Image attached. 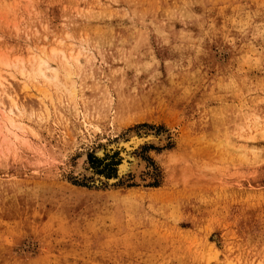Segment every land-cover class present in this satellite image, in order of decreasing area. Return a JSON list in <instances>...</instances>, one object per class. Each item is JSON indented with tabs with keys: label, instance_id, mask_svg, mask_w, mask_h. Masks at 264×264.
Returning a JSON list of instances; mask_svg holds the SVG:
<instances>
[{
	"label": "rangeland",
	"instance_id": "1",
	"mask_svg": "<svg viewBox=\"0 0 264 264\" xmlns=\"http://www.w3.org/2000/svg\"><path fill=\"white\" fill-rule=\"evenodd\" d=\"M0 58V264H264V0H0Z\"/></svg>",
	"mask_w": 264,
	"mask_h": 264
},
{
	"label": "bare ground",
	"instance_id": "2",
	"mask_svg": "<svg viewBox=\"0 0 264 264\" xmlns=\"http://www.w3.org/2000/svg\"><path fill=\"white\" fill-rule=\"evenodd\" d=\"M42 50H43V48H42ZM42 50L40 51V53L38 52L39 54H36V57H34V58L31 57L30 60L25 59L26 62L19 59V61L21 63V64L19 63L20 64L19 70H20L21 75L24 74L25 76L31 77V79L49 77V79H52L53 82L56 84L57 79H58V68H63V70H65L66 74H69V73H71V70L75 64L73 61L78 62V55L79 54L78 55L75 54L76 56L73 57L71 54H66L56 47L51 48L50 53L49 52L46 53ZM49 55L52 57H58V56L62 57L61 59L58 58L60 60V62L57 58H54L57 61V65L54 68L51 66V61H50L51 59L49 58ZM15 60L16 59H14V61ZM9 61L10 60H8V59L0 58V66L1 67H8L9 64L11 65V61H10V63H9ZM52 61H54V60H52ZM14 66L16 67V65H14ZM263 133H264V129H263ZM228 144H230L233 148L237 149V151H240V152H244V151L247 152L250 149L252 152H254V150H253L254 148H247L246 146H236L235 147V145L233 143H230V141ZM124 166H125V162H122V165L119 166V170L121 171ZM227 264H231V263L227 262Z\"/></svg>",
	"mask_w": 264,
	"mask_h": 264
}]
</instances>
